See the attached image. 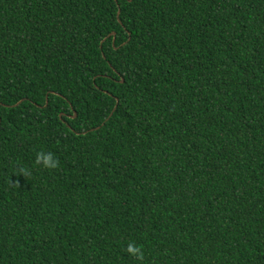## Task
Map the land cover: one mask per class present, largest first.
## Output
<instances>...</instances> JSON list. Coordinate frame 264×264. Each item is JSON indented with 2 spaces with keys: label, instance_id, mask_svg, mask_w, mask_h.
Instances as JSON below:
<instances>
[{
  "label": "trees",
  "instance_id": "obj_1",
  "mask_svg": "<svg viewBox=\"0 0 264 264\" xmlns=\"http://www.w3.org/2000/svg\"><path fill=\"white\" fill-rule=\"evenodd\" d=\"M0 264H264V0H0Z\"/></svg>",
  "mask_w": 264,
  "mask_h": 264
},
{
  "label": "clouds",
  "instance_id": "obj_2",
  "mask_svg": "<svg viewBox=\"0 0 264 264\" xmlns=\"http://www.w3.org/2000/svg\"><path fill=\"white\" fill-rule=\"evenodd\" d=\"M36 163L42 166L45 169H56L58 166V162L53 153L50 152H41L37 154ZM23 171V170H22ZM25 174H27L25 172ZM127 253L130 256L136 257L137 260L143 259V252L141 251L140 247L135 246L133 244H129L127 247Z\"/></svg>",
  "mask_w": 264,
  "mask_h": 264
},
{
  "label": "water",
  "instance_id": "obj_3",
  "mask_svg": "<svg viewBox=\"0 0 264 264\" xmlns=\"http://www.w3.org/2000/svg\"><path fill=\"white\" fill-rule=\"evenodd\" d=\"M118 15H119V11H118ZM46 102H47V101H46ZM115 109H116V107L114 108V110H115ZM114 110H113V111H114Z\"/></svg>",
  "mask_w": 264,
  "mask_h": 264
}]
</instances>
